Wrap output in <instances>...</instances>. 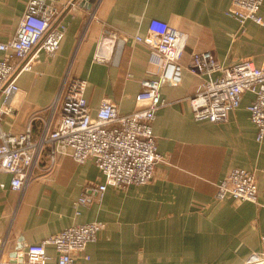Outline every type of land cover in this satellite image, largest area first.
<instances>
[{
    "label": "crops",
    "instance_id": "obj_1",
    "mask_svg": "<svg viewBox=\"0 0 264 264\" xmlns=\"http://www.w3.org/2000/svg\"><path fill=\"white\" fill-rule=\"evenodd\" d=\"M81 1L46 0L59 7L56 23L67 26L65 36L55 55L42 51L33 69L17 75L27 94L16 117H1V128L23 131L38 113L33 121L38 135L67 74L86 81L93 112L105 99L121 112L138 107L141 80L158 77L161 65L135 36L147 33L150 20L158 18L188 34L183 81L163 85L165 102L153 125L166 160L157 164L150 182L109 185L100 200L87 204L77 203L86 186L105 182L92 159L80 163L60 151L52 164L46 149L24 190L14 189L12 175L0 171L1 261L12 262L16 251L19 255L66 227L96 220L104 228L76 254L78 264H249L264 257V138L257 139L248 110L254 95L245 92L226 122L198 120L190 97L203 88L206 75L187 66L192 53L201 51H211L223 65L246 59L260 65L264 25L242 24L229 13L231 0H96L91 8ZM28 2L0 0L1 41L16 33ZM260 13L264 16V2ZM109 28L122 40L112 62L97 61L101 43L112 40L103 37ZM58 118L59 113L51 127ZM235 167L256 175L258 201L216 198L218 183ZM47 252L49 264H57L55 246L47 245Z\"/></svg>",
    "mask_w": 264,
    "mask_h": 264
},
{
    "label": "built area",
    "instance_id": "obj_2",
    "mask_svg": "<svg viewBox=\"0 0 264 264\" xmlns=\"http://www.w3.org/2000/svg\"><path fill=\"white\" fill-rule=\"evenodd\" d=\"M263 2L231 0L229 13L242 24L254 20L264 25V16L260 13ZM58 14L59 7L55 4L29 0L16 33L6 41L0 40L3 55L0 57V94L4 95L0 104V171L12 175L14 189L24 190L35 177L46 149L52 164L60 151L70 153L80 163L92 159L105 176V182L86 186L77 203L87 204L88 197L92 201L100 200L109 185L125 188L132 183L150 182L157 164L166 160L158 151L153 125L158 109L165 102L163 85H179L183 81L182 58L188 34L165 20L152 18L147 33L135 36L136 42L148 47L150 59L161 65L158 77L141 80V90L136 94L140 105L135 109L121 112L114 101L105 99L93 112L85 96L86 81L67 74L49 119L43 122L38 135L33 126V121L41 117L38 113L31 117L25 130H4L1 117H16L27 94L17 82V75L33 69L42 51L53 56L60 47L67 26L56 23ZM105 36L112 39L106 41L111 46L101 43L95 59L112 62L121 35L109 28ZM187 66L194 73L206 75L203 88L190 97L196 119L226 122L230 112L240 106L244 93L250 91L254 99L248 110L258 127L257 139L264 138V60L260 65L251 59L223 65L211 51H201L192 53ZM57 113V123L51 127ZM228 195L258 201L256 175L246 168L231 169L218 183L216 198L221 200ZM103 228L104 223L97 220L66 227L41 242L30 244L15 261L5 264H49V244L58 252L57 264H78L76 254L97 240ZM0 264H4L1 259ZM249 264H264V257Z\"/></svg>",
    "mask_w": 264,
    "mask_h": 264
},
{
    "label": "water",
    "instance_id": "obj_3",
    "mask_svg": "<svg viewBox=\"0 0 264 264\" xmlns=\"http://www.w3.org/2000/svg\"><path fill=\"white\" fill-rule=\"evenodd\" d=\"M96 2V0H82L81 1V3L84 5V6H86L87 8H91L93 5H94V3ZM104 40V39H103ZM104 42V41H103ZM95 185V183H91V186H94ZM87 192L88 193H92V191H91V189H87ZM94 193H96V192H94ZM90 200H91V197H88V200H87V203L88 202H90ZM17 252V251H16ZM14 253L15 254V259L13 260V261H15L16 259H17V256H18V253ZM19 260H22V257L20 256L19 257Z\"/></svg>",
    "mask_w": 264,
    "mask_h": 264
},
{
    "label": "rangeland",
    "instance_id": "obj_4",
    "mask_svg": "<svg viewBox=\"0 0 264 264\" xmlns=\"http://www.w3.org/2000/svg\"><path fill=\"white\" fill-rule=\"evenodd\" d=\"M53 106H54V104H52V108H53ZM52 108H51V109H52ZM51 111H52V110H51Z\"/></svg>",
    "mask_w": 264,
    "mask_h": 264
}]
</instances>
